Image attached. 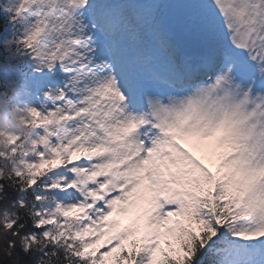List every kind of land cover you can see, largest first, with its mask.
Here are the masks:
<instances>
[{
	"label": "snow or ice",
	"instance_id": "6c2138e0",
	"mask_svg": "<svg viewBox=\"0 0 264 264\" xmlns=\"http://www.w3.org/2000/svg\"><path fill=\"white\" fill-rule=\"evenodd\" d=\"M0 264H264V0H0Z\"/></svg>",
	"mask_w": 264,
	"mask_h": 264
}]
</instances>
